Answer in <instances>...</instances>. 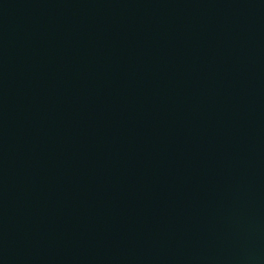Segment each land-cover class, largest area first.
Returning a JSON list of instances; mask_svg holds the SVG:
<instances>
[{
	"label": "water",
	"instance_id": "water-1",
	"mask_svg": "<svg viewBox=\"0 0 264 264\" xmlns=\"http://www.w3.org/2000/svg\"><path fill=\"white\" fill-rule=\"evenodd\" d=\"M0 264H264V0H0Z\"/></svg>",
	"mask_w": 264,
	"mask_h": 264
}]
</instances>
